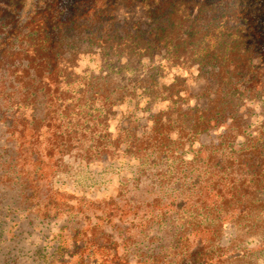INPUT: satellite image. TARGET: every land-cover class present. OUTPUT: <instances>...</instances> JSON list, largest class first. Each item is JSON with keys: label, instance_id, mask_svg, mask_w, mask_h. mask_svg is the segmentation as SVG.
<instances>
[{"label": "rangeland", "instance_id": "1", "mask_svg": "<svg viewBox=\"0 0 264 264\" xmlns=\"http://www.w3.org/2000/svg\"><path fill=\"white\" fill-rule=\"evenodd\" d=\"M237 6L236 16H231V30L239 35L237 50H248L255 68L263 70L264 0H238ZM241 9L245 16L242 20L237 17ZM93 50L96 53L76 57L60 89L65 93L61 111L68 123L66 128L76 135L72 150L61 160L46 164V176L41 180L44 187L29 199L22 191L23 183L0 185V264H73L70 249L63 245L71 246L70 233L97 222L104 210L109 215L117 213L103 222L108 234L120 243L130 239L121 243V257L131 264L144 259L174 263L179 256L177 249H167L174 246L175 230L194 220L204 233L193 238L195 243L212 234L204 229L212 222L213 213L197 209L202 159L219 144L224 148L222 154L241 150L263 128L264 94L231 103L216 102L209 104L212 119L206 125L202 118L195 136L190 129L194 122L186 120L193 111L186 116L176 113L169 123L164 120L159 125V136L175 140V134L181 132L184 138L173 144L153 138L143 143L136 155L127 149L133 136L140 140L155 134L156 114L168 108L167 103L147 93L155 89L152 84L168 85L175 76L191 80V75L177 69L158 72L163 64L159 57L129 61L104 57L96 47ZM249 81L260 85L264 74L257 73ZM34 86L23 90L0 73V118L23 100L25 93L29 92V103L36 98L40 104L42 99ZM197 91L198 85L192 83L190 94ZM184 100L189 103L183 105L184 110L199 109L208 114L203 111L206 100L198 101L193 96ZM41 109L39 105L38 111ZM7 128L0 120V161L7 160L15 150ZM47 196L53 202L48 208L44 207ZM116 206L119 212L114 211ZM122 210L129 214L118 230L115 223ZM141 220L147 230L138 227ZM219 237L215 248L223 249L217 253L224 254V264H264L261 231L224 222Z\"/></svg>", "mask_w": 264, "mask_h": 264}, {"label": "trees", "instance_id": "2", "mask_svg": "<svg viewBox=\"0 0 264 264\" xmlns=\"http://www.w3.org/2000/svg\"><path fill=\"white\" fill-rule=\"evenodd\" d=\"M237 3L238 0H0V73L19 83L23 90L35 85L42 99L38 105L36 98L29 103V92L25 93L14 108L2 113L0 120L7 124L15 150L7 160L0 161V185L23 183L22 191L29 199L44 187L41 180L46 176V164L61 160L72 150L76 135L66 128L68 123L61 111L65 93L60 89L76 57L96 53L95 47L104 57L129 61L159 57L163 64L158 72L177 69L191 75V80L175 76L168 85L152 84L155 89L147 93L167 103L168 108L156 114L155 134L140 140L133 136L127 149L136 155L143 143L153 138L157 142L167 139L170 144L184 138L181 132L175 134V140L159 136V125L164 120L169 123L176 113L186 116L194 112L186 120L194 122L190 129L195 136L202 118L206 125L212 119V104L263 95L264 83L256 85L249 79L257 73L264 74V69L255 68L248 50H237L239 35L231 30ZM237 17L245 18L242 9ZM192 83L198 85L195 95L190 94ZM191 96L206 100L203 111L207 115L199 109L184 110L183 105L189 104L184 99ZM211 97L219 102L209 100ZM262 126L241 150L222 154L224 148L219 144L202 159L199 167L203 181L198 186L197 209L213 213L212 222L204 229L212 234L195 243L193 238L204 233L196 221H188V227L175 230L174 246L167 249H177V260L165 264H224V254L217 253L223 249L215 248L224 222L261 231L260 241L264 243V122ZM46 199L44 207L48 208L53 205L52 197ZM114 211L119 212L118 206ZM122 211L115 223L118 230L129 214ZM115 215L104 210L97 222L70 233L72 244L63 247L70 249L73 264H131L118 252L121 243L130 239L120 243L103 225ZM138 227L148 229L144 220ZM136 264L157 263L144 259Z\"/></svg>", "mask_w": 264, "mask_h": 264}]
</instances>
